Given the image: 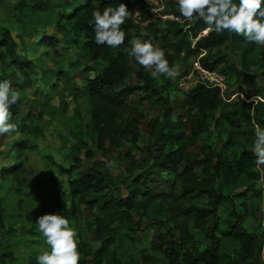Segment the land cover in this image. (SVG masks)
<instances>
[{"label":"trees","instance_id":"16d2710c","mask_svg":"<svg viewBox=\"0 0 264 264\" xmlns=\"http://www.w3.org/2000/svg\"><path fill=\"white\" fill-rule=\"evenodd\" d=\"M120 3H125L129 11L135 4L128 0H83L71 3L70 10L60 15L71 23L76 33L82 35L85 58L98 64L93 67L96 73L85 77L84 92L90 103L88 131L102 157L112 147L138 142L143 114L130 102L135 92L150 95L152 104L161 109L160 116L147 124L151 139L140 147L142 159H135L127 153L130 162L122 179L117 180L108 171L93 166L75 177H71L74 167H58L61 173L66 174L71 198L78 196L88 210L96 212L89 226L98 244L93 248L79 240L80 264H123L118 249L127 238L133 237L132 226L139 227L142 219L154 228L155 241L148 246H138L139 264H264V233L248 231L243 226V214L236 209L237 203L244 202L246 198H264V192L261 194L255 183L260 176L264 179V166L260 171L255 169L256 157L251 151L250 141L241 143L239 147L235 143L237 128L246 122L255 121L264 129V105L256 104L250 112L236 102L223 99L219 87L197 84L185 92L178 104L182 112L173 117V108L168 105L155 79L134 58L138 65L135 72L137 83H127L130 71L126 60V50L130 51L131 41L137 37L142 41L150 40L155 46L161 42L159 47L165 51L170 66L177 59L186 60L194 56L210 70H215L223 62L212 52L214 47L228 46L246 58L257 49V45L227 32L201 35L207 25L202 20L185 21L180 16L178 4L173 2L165 13L179 16L181 22L155 18L139 27L129 18L122 26L126 32L124 44L118 48L97 45L91 27L93 10L102 12L106 7L115 8ZM30 5L34 10H45L48 1L30 0ZM160 23L161 28L157 26ZM38 43L54 47L58 40L43 36ZM0 47L17 69L23 72L24 68H29L31 62L23 63L16 57V42L1 25ZM259 60L264 65V48L259 51ZM261 75L264 76V70ZM0 79L10 81L4 73L0 74ZM13 82L16 84L17 81ZM20 106L19 99L11 108L13 117L19 115ZM215 129L218 131V148L216 145H204V153L189 149ZM220 134L226 136L221 137ZM80 137L76 142V152L71 155L74 162L78 161L79 151L86 146ZM232 146L234 151L226 155L224 150ZM14 147L21 149L24 145L19 142ZM84 154L87 158L93 155L89 149H85ZM12 171H15L14 167L2 168L1 174L4 176ZM154 174L171 176L179 183L174 189L171 186L169 193L158 191L150 184ZM236 180H240L245 188L229 199L232 203L230 212L219 215L207 228V220L213 216L215 208L229 197L222 187ZM203 197L205 202L201 201ZM73 209L72 203L68 208L63 205L62 215L67 217ZM2 224L0 212V226ZM166 225L170 232H175V237L168 239L161 231ZM195 229L198 232H194ZM220 231H225L223 237L234 245L231 255L224 252L223 241L218 235ZM202 235L208 241L203 249L200 248ZM125 262L133 264L131 256Z\"/></svg>","mask_w":264,"mask_h":264},{"label":"rangeland","instance_id":"374dc122","mask_svg":"<svg viewBox=\"0 0 264 264\" xmlns=\"http://www.w3.org/2000/svg\"><path fill=\"white\" fill-rule=\"evenodd\" d=\"M47 1L48 7L45 10H34L30 0H0V25L13 36L16 57L23 63L31 62L29 68H24L22 72L9 61L7 53L0 47V74L9 76L13 88L19 91L21 100L19 115L12 118L18 131L0 136V212L3 216V224L0 226V264H37V257L44 251H50V246L38 231L36 219L44 214L62 215L63 205L68 208L71 203L74 209L65 218L77 230L78 239L95 248L98 243L89 224L96 212L88 210L78 196L71 198L67 190L66 174L61 173L58 167H74L71 177L85 173L93 166L108 171L117 180L122 179L126 176V167L130 162L126 157L127 153L135 159H142L143 152L140 147L151 139L147 124L161 114V109L152 104L150 95L135 92L130 97V102L143 114L139 124L138 142H126L112 147L102 157L88 131L90 103L84 92L85 77L93 76L96 73L93 67L98 64L85 58L82 35L74 31L69 21L60 17L62 13L70 10L71 3H81L83 0ZM147 15L149 13H146V17ZM157 26L161 28L162 23ZM43 36L55 37L58 43L54 47L39 44L38 41ZM160 45L161 42H158L157 46ZM262 48L264 47L257 45V49L246 58H242L240 52L228 46L212 49L223 61L215 67L216 72L223 76L220 90L222 98L236 102L250 112L254 107L249 102L251 97H264V76L261 75L264 65L259 60V51ZM128 52L126 50L130 71L127 83L134 85L137 83L135 72L138 65L128 56ZM197 58L192 56L186 60H175L172 66L181 73L175 80L164 76L155 79L168 105L173 108V117L182 112L178 104L186 92L179 86L180 78L184 73H190ZM13 81H17L16 84ZM0 82L3 80L0 79ZM261 105L264 103H260ZM262 118L264 119V115ZM256 125L259 124L251 121L237 128V147L250 141L253 148ZM217 135L218 131L215 129L189 149L204 153V145H216ZM79 136L86 146L79 151L78 161L74 162L71 155L76 152ZM19 142L24 145L21 149L14 147ZM234 148L229 147L224 153L229 155ZM85 149L92 151L90 158L84 154ZM8 167H14L15 171L3 176L1 169ZM260 167L255 169L259 170ZM178 183L179 180H173L171 176L154 174L150 184L158 191L169 193L171 186L174 189ZM255 183L262 194L263 176L256 178ZM244 188L240 180L222 187V191L229 197L227 196L221 206L215 208L213 216L207 220V228L211 227L219 215L230 212L232 203L229 199ZM205 200L203 197L201 201ZM243 201L236 205V209L244 216L243 226L248 231L264 233V198L252 196ZM132 231L133 237L127 238L118 249V256L123 264H127L125 261L129 256L133 264H139L138 246H148L155 241L154 228L146 219L141 220L139 227L133 225ZM161 231L168 239L175 237V232H170L167 225ZM193 231L198 232L196 229ZM224 234L225 231H220L218 235L223 241L224 252L231 255L234 245L223 237ZM207 244V238L202 235L200 248L203 249Z\"/></svg>","mask_w":264,"mask_h":264},{"label":"clouds","instance_id":"9594fccd","mask_svg":"<svg viewBox=\"0 0 264 264\" xmlns=\"http://www.w3.org/2000/svg\"><path fill=\"white\" fill-rule=\"evenodd\" d=\"M177 4L185 21L202 20L207 25L203 30L205 35L227 32L264 47V0H238V3L236 0H177ZM131 16L132 12L125 3L115 8L106 7L102 12L93 10L91 27L95 32V43L110 48L120 47L126 40L122 26ZM128 56L134 58L153 79L164 76L175 80L181 75L176 67L169 65L165 51L150 40L133 38ZM19 99L20 93L10 81L0 82V136L18 131L12 122L11 108ZM249 102L253 105L264 103V97L253 96ZM251 151L256 157L257 167L264 166V129L259 125L255 126V142ZM36 224L45 243L50 246V251H44L37 257V264H80L78 233L68 218L61 214H44L36 219Z\"/></svg>","mask_w":264,"mask_h":264},{"label":"built area","instance_id":"2783aa9c","mask_svg":"<svg viewBox=\"0 0 264 264\" xmlns=\"http://www.w3.org/2000/svg\"><path fill=\"white\" fill-rule=\"evenodd\" d=\"M133 4L131 11L132 16L130 17L132 23L136 26L143 27L149 21L155 18H160L161 20H175L181 22L179 16L173 13H165V10L169 4L176 3L177 0H128ZM146 13L149 16L146 17ZM201 35H204L202 30ZM223 76L220 75L215 70H210L203 67L198 59L193 62L191 71L188 75L180 78L179 86L184 91H189L197 84H204L205 86L219 87L222 88Z\"/></svg>","mask_w":264,"mask_h":264}]
</instances>
